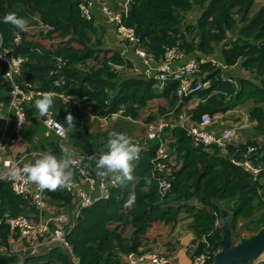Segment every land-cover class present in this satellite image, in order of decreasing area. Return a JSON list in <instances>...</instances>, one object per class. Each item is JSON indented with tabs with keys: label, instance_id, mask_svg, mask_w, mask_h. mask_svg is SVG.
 Instances as JSON below:
<instances>
[{
	"label": "trees",
	"instance_id": "16d2710c",
	"mask_svg": "<svg viewBox=\"0 0 264 264\" xmlns=\"http://www.w3.org/2000/svg\"><path fill=\"white\" fill-rule=\"evenodd\" d=\"M129 1L130 9L122 12V23L134 28L138 46L156 61L159 62L168 47L178 46L186 55H210L216 45L223 43L222 62L248 72L249 76L204 62L201 68L210 85L196 95L183 97L180 102L176 95L179 79H168L160 89L154 77L121 74L119 66L133 68L134 64L121 51L103 46L102 40H92L90 33L96 31L94 20L82 15L79 0H0L1 48L9 49L12 56L24 58L22 78L39 84L41 90H59L56 74L52 73L59 69L57 57L60 56L67 60L61 67L66 89L78 96H87L82 101L83 108L91 112L56 99L59 104L55 112L57 119L64 123L71 113L77 130L72 134L68 132L65 140L52 132L55 137L46 141L49 136L44 135L39 126L46 127L37 119L40 116L34 101L29 103L28 115L35 116L28 121L32 124L26 126L23 134L30 139L39 137L35 148L57 157L67 146L76 150L77 157L88 153L92 156L83 161V167L99 180L95 161L106 152L101 147H105L110 132L99 134L103 141L95 146L86 138L92 120L122 112L123 119L134 123L133 120L142 118L143 109L152 101L158 108L152 109L142 120L141 128L144 126L145 131L146 124L170 112L185 110L198 122L204 113L215 117L245 104L249 105L247 114L253 123V137L228 144L226 149L216 145L205 148L195 146L187 130L177 125L166 127L156 139H149L146 132L142 137L133 138L141 148L140 159L135 162L134 181L126 187H114L111 178H107V196H100L97 183L92 191L96 190L97 199L80 209L72 227L66 230V242L78 264H121L128 254L144 248L145 237L158 224L173 228L189 217L193 218L189 224L195 234L193 242L199 243L196 250L191 249V258L208 250L215 254L220 249L218 241L223 234L222 202H226L224 207L232 216L234 242L264 226V4L251 16L256 0ZM196 7L202 9L197 22H185L184 14ZM9 12L31 20L36 16L39 25L54 28L42 29L38 35L33 31H20L2 22ZM16 33L21 35L19 43L14 42ZM88 60L96 64L88 66ZM7 69V62L0 58V104L5 107L11 100V84L5 78ZM194 96L201 101L189 108ZM118 121L115 124L119 132ZM163 143L174 156V164L159 158L158 151ZM250 147L256 149L248 153ZM247 154L254 166L261 167L257 176L238 163L243 162ZM158 161L172 168L166 173L170 188L164 194L160 192L162 174L158 172ZM73 171L74 178L82 180L79 172ZM146 177L151 179L150 185ZM85 182V188H89ZM130 196H134L135 201L128 207L126 201ZM46 197L50 203L69 210L78 202L77 193L67 189L46 191ZM35 213L37 209L31 199L22 198L9 182L0 180V244L8 247L12 237L18 238V232L6 223V214L10 217L33 214L31 217L35 218ZM240 221L248 234H237ZM150 247L145 249L155 250ZM213 257L206 264H212ZM259 257L249 264H264V258ZM74 261L62 246L53 243L37 254L0 252V264H74Z\"/></svg>",
	"mask_w": 264,
	"mask_h": 264
},
{
	"label": "built area",
	"instance_id": "2783aa9c",
	"mask_svg": "<svg viewBox=\"0 0 264 264\" xmlns=\"http://www.w3.org/2000/svg\"><path fill=\"white\" fill-rule=\"evenodd\" d=\"M100 1L101 0H79L82 15L88 20H91L93 18L92 4ZM103 12L108 14L116 22V31L120 39L124 42H129V44L133 45L135 52L137 51L140 57L146 58L149 54L138 46V37L134 28L122 23V15L119 12H114L107 6L103 7ZM53 28V26L45 27L46 30H51ZM20 41L21 35L16 33L14 42L19 43ZM1 46L2 44L0 43V58L6 61L8 65L5 78L9 80L11 84V100L6 107L7 111L4 114L0 113V180L9 182L15 193L22 196V198L31 199L37 209V213L34 214L35 220L30 218L31 216L24 214L16 217H10L8 214L5 215L6 223L9 224L10 229L18 232V238H16V240L19 242L27 241L29 244L20 250H16L10 245L6 247L0 244V252L9 251L12 253L24 251L28 254H37L42 250V245L46 248L56 241L68 244L65 239L66 230L72 227V225L69 223L70 216L67 212H61L53 218H47V190L41 191L37 185L28 182L27 177L23 174L14 178L8 175L13 168H22L25 164L21 162L16 148L17 145L23 141V131L30 120L26 108L29 103L40 98L42 93L49 92L64 103L68 105H77L82 110H85L82 101L84 102L87 96H78L66 89V79L61 70L63 64L66 65V59L60 56L57 57L59 69L53 70L52 73L56 74L55 76L57 79L55 83L60 89L46 91L41 90L39 84L22 78L21 70L24 58L21 56H12L9 49H2ZM183 55H185L184 51L178 46L166 48L164 56L159 60L156 74L153 76L158 81L161 89L168 79H179L180 85L177 88L176 95L180 98V102L183 97L196 95L199 91L210 85V81L205 79L201 65L204 62H212L216 65V62L213 60L202 59L201 56V58H199V54L198 56L195 55V57L190 58L185 63L179 64ZM0 107L2 108L5 106L1 103ZM189 108H191L190 105ZM233 111L234 110H232L230 114H232ZM51 113L52 114L48 117L40 116L39 118L49 130L60 135L57 122H61L54 117L53 110H51ZM121 114L122 112H118L113 114L112 117L117 115L120 116ZM221 115L213 117L209 113H204L201 119L196 122L191 119V115L185 110L179 113L170 112L169 114L159 116L156 121L146 124L147 136L149 139H156L161 136L166 127L180 125L187 130L195 146L209 147L216 145L226 149L228 144L237 143L240 139L238 138L236 130L229 125L220 129L213 127L214 119L221 117ZM164 144L166 143H163L158 151L159 158H165L168 162H171L169 155L163 152ZM255 149V147H250L248 153L253 152ZM32 153L35 157H41L44 154L42 151H34ZM91 156L92 155L88 153L80 154L77 158H80L82 162L79 167L75 168V170L79 172L80 178L84 182H88L89 188L80 186L76 181H73L71 187L67 188L69 191H75L78 195L79 203L75 213L76 216L80 209L91 205L97 199V197H93L92 194L97 183L101 190L100 196H107L108 194L107 178L99 177L98 180L96 177L90 175L89 170L83 167V161L88 160ZM249 156L250 155L247 154V158L243 162L238 163L257 176L261 171V167L254 166ZM157 167L159 174H162L160 177V192L164 194L170 188V182L166 173L168 174L172 168H170V165L166 162L161 161L157 162ZM1 221L2 219L0 218V222ZM50 223H58L61 224L62 227L54 229L51 239L46 241L47 237H44V235L48 233ZM39 236L40 238H38ZM198 245V242H192V251L196 250ZM4 249L5 251H3ZM213 255L214 252L208 250L199 255L196 254L192 262L193 264H206L207 260ZM121 264H171V257L161 251L143 249L139 252L128 254L125 262L123 261Z\"/></svg>",
	"mask_w": 264,
	"mask_h": 264
},
{
	"label": "crops",
	"instance_id": "0c3cea01",
	"mask_svg": "<svg viewBox=\"0 0 264 264\" xmlns=\"http://www.w3.org/2000/svg\"><path fill=\"white\" fill-rule=\"evenodd\" d=\"M255 3L258 5L257 8L254 7ZM255 3H254V5L250 11L251 16H253L255 14V12L260 8V6L262 4H264V0H256ZM104 6L109 7L114 12H119L120 14H122V12L128 11L130 9V1L129 0H101L100 2H94L92 4V12H93V16H94V18H93L94 26L96 27V31L90 33L92 40L93 41L102 40L103 46L115 48V49L121 51L124 55H126L129 58V60L134 64V67L129 68V69L133 70L134 72H128L125 77L139 76V75H142L146 78L153 77L156 74V70H157V66H158L159 62L156 61L151 55H148L146 58L140 57L138 54H136V52L133 48V45H130L127 42H124L120 39L119 35L116 32V22L108 14L103 12ZM201 11H202L201 8L196 7L193 10L186 12L184 14L185 22L196 23L199 16L202 13ZM195 13L197 15V18H195L193 16V14H195ZM189 14H190V16H188ZM35 18H37V17L36 16L33 17L32 20L26 19L28 21V24H29L28 31H31V29H35L36 31H40L42 29H45V27L43 25L38 24V18H37V22L34 21ZM35 37L37 38V36H35ZM222 47H223V43H219L218 45H216V48L212 54L201 55V53H199V57L201 56L202 59L213 60L216 62L217 66H220V67H223V68H226V69H229L230 71H232L235 66L228 67L220 59L222 56V54H221ZM193 57H195V55H186L185 54V55H183L179 64H183L187 60H189L190 58H193ZM95 64H96V62L94 60H88V62L86 63V65H88V66L95 65ZM175 65H177V64H175ZM83 66H84V64L82 65V67ZM121 68L126 69V67L119 66L118 70L121 71ZM159 88H160V86H159ZM200 101L201 100L198 97L194 96L191 99V101L189 102V105L191 108H193L197 104H199ZM148 107H146V108H148ZM146 108H144V109H146ZM144 109H143V111H144ZM230 113L231 112H225V113H222L221 117H219L217 119L215 118L213 127L220 129V128H223L227 125H233L230 121V118H232V116H230L232 114H230ZM32 116H35V115L30 116L29 122L32 121V119H31ZM247 116H248V114L246 113L244 119L242 121H240L242 124H243L244 120L247 119L246 118ZM120 117H124V116L117 115V121H118V119H120ZM37 119L39 122H41L40 118H37ZM105 119L106 118H99L98 120H100L102 122V124H105V122H104ZM133 122L137 123L136 120H133ZM92 123H93V121L91 122V124ZM31 124L32 123H29L28 125H31ZM242 124H241V126H242ZM250 124H251V128H252L253 123L250 122ZM43 126H45V125H43ZM116 126L117 125L115 124L113 129L106 130L103 133H105V132L111 133L113 131L118 132L116 129ZM91 127H90V131H91ZM39 129H42L44 131V135H46L47 132H50V130L47 127L44 128L42 126H39ZM236 129H237V127H235V130ZM252 130H253V128H252ZM91 133H92V131H91ZM247 136L253 137V133H251L250 135H247ZM38 138H39L38 136H35L33 139H30L24 135L23 142L26 145L27 151H24L23 149H20V151H18V154L20 156V160L22 163H34L36 159L40 158V157H35L32 153V152L39 149V148H35V146H34V144H36V142L38 141ZM245 138H247V137H245ZM245 138L240 139L239 141H244V140H246ZM39 150L42 152H45L41 149H39ZM73 181L80 183V185L85 188L86 182H84L83 180H78V179L74 178ZM95 195H96V190H95V192H93V197H95ZM78 203L79 202H77L75 204L74 208L72 207L71 210H69V209H66L64 206H60L58 204L48 202L47 208H46V213L58 215L61 212H67V213H69V216H70V222L69 223H71V225H72L74 222V219L76 217L75 213H76V210L78 209ZM28 215L31 216L33 214H28ZM192 220H193V218L189 217L187 219L180 221L176 227H173L174 230H172V228H168L169 232L167 234H165L164 237H163V235H161L160 236L161 238H159V236L155 235L150 241H146L144 248H146L147 246H151L150 248L161 251V248L164 246V250H162L161 252H166L167 254L171 255L172 264H192L190 247H191V243L195 239L194 232L189 228V224L192 222ZM53 224H55L57 227H62L61 224H58V223H53ZM161 224H162V229H164V228L166 229V227L168 226L164 223H161ZM56 228L54 227V229H56ZM46 235L47 234H45L44 237H46ZM150 235H151V232L148 236H150ZM183 235H187V238H186V240L183 244V248H182V236ZM39 238H40V236H39ZM9 244L14 249L20 250V249L24 248L26 245H28L29 242H27V241L19 242L15 238L12 237ZM178 245H180L181 247H179ZM41 248L43 249L44 246L42 245ZM3 251H5V249ZM181 252L186 253V254H182ZM261 259H263V258H261Z\"/></svg>",
	"mask_w": 264,
	"mask_h": 264
},
{
	"label": "clouds",
	"instance_id": "9594fccd",
	"mask_svg": "<svg viewBox=\"0 0 264 264\" xmlns=\"http://www.w3.org/2000/svg\"><path fill=\"white\" fill-rule=\"evenodd\" d=\"M2 22L11 24L20 31H27L29 27L28 21L24 17L18 16L15 12L5 14L2 18ZM56 99L58 98H55V96L49 92L42 93L40 98L35 99L34 106L35 109L38 110L39 116H50L52 114L51 110H54L52 108L54 107ZM57 126L59 134L65 137L68 132H75L77 130L75 118L71 113H68L64 123L57 122ZM106 148L107 151L103 152L95 161L97 176L111 178L114 187H126L129 182L135 179L133 174L135 162L140 159L139 154L141 148L138 144L133 142L130 136L123 132L116 131L109 133L106 141ZM43 153L44 154L36 159L34 163H25L22 168H13L8 175L14 178L23 174L27 177L28 182L37 185L41 191L47 190L55 192L70 188L74 180L73 170L79 167L82 162L80 158H77L76 152L71 148L65 147L62 149V154L59 157L50 152ZM146 183L150 185L151 179L146 177ZM134 201L135 197L130 196L128 201H126V206L131 207ZM143 249L145 248L139 251ZM167 255L171 257L170 254ZM191 259L193 260V258Z\"/></svg>",
	"mask_w": 264,
	"mask_h": 264
},
{
	"label": "rangeland",
	"instance_id": "374dc122",
	"mask_svg": "<svg viewBox=\"0 0 264 264\" xmlns=\"http://www.w3.org/2000/svg\"><path fill=\"white\" fill-rule=\"evenodd\" d=\"M255 8H257L258 7V5L255 3V6H254ZM93 13V12H92ZM188 16H190V14L188 15ZM193 16L195 17V18H197V15H196V13L195 14H193ZM93 18H94V16H93ZM31 31H33L36 35H38L39 34V31H36L35 29H31ZM41 31V30H40ZM109 48H111V47H109ZM112 49H115V48H112ZM136 54H137V51H136ZM128 72H134L133 70H130L129 68H121V74L123 75V76H126V74L128 73ZM233 72H235V73H240L241 75H243V76H249V73L248 72H245V71H243V70H239V68L238 67H235V68H233ZM35 101V100H34ZM57 102V101H56ZM55 102V104L54 105H56V106H54L52 109H54L53 110V112H54V117H56V113L55 112H57V107H59V104H57ZM159 104V103H158ZM248 106L249 105H239V106H237L235 109H234V111L232 112V115H230V116H232V118H230V121H231V123L233 124V125H229V126H231L232 128H234L235 129V127H237V129H236V133H237V135H238V138L239 139H244L245 137H247V135H249V134H251L252 132H253V130H252V128H251V124H250V121H249V119H248V116L246 117L247 119H245L244 120V122H243V124L240 122V121H242L243 119H244V117H245V114L247 113V111H248ZM157 108H158V106H157V104L154 102V101H152L151 102V104L149 105V107L148 108H146V109H144V111L142 112V114H141V116H142V118L141 119H137L136 120V122L137 123H132V122H129V121H127V120H125V119H123L122 117H121V119H119V121H118V123H119V125H120V131L119 132H123V133H125V134H127L128 136H130L132 139L134 138V139H136V138H139V137H142L143 135H144V133L146 132L145 131V129H144V126L142 127L143 128V130H142V128H141V126H142V120L144 119V117L145 116H147L151 111H153L152 109H156L157 110ZM7 111V108L6 107H0V113L1 114H4L5 112ZM83 111H85V112H87V113H91L90 112V110H87V109H85V110H83ZM85 114V113H84ZM93 121V123L90 125V127H91V131H92V133H91V131H90V129H89V131H88V133H87V136H86V138H87V140H90L92 143H95V146H97L98 144H100L102 141H103V139L102 138H100V136H99V134H102L104 131H106V130H111V129H113L114 128V126H115V123H116V121H117V116L115 117V116H113V117H110V118H106L105 119V124H102V122L100 121V120H98V119H95V120H92ZM29 124V123H28ZM27 124V125H28ZM241 124H242V126H241ZM131 130V131H130ZM51 132V133H50ZM50 132H47V134H46V136H49V137H46L45 138V140L47 141V140H49V139H51V138H53V137H55L53 134H52V132H54V131H51L50 130ZM55 133V132H54ZM71 134H72V132H70ZM58 135V134H57ZM58 136H60V135H58ZM146 136H147V132H146ZM62 139H66V137H63V136H60ZM67 143H69V142H67ZM66 143V144H67ZM102 144V143H101ZM65 145V144H64ZM102 146H104V145H102ZM68 147V146H67ZM164 149H163V152L164 153H166V154H168L170 157H172V159H171V164H174L175 162H174V156H172V155H170V153H169V150H168V147H167V144H164ZM102 149H104V150H106L107 151V148H106V144H105V147L103 148V147H101ZM20 149H23L24 151H27V148H26V145H25V143L22 141L21 143H19L18 145H17V148H16V151L18 152V151H20ZM40 149V148H39ZM37 151V150H36ZM100 151L101 150H98V152L100 153ZM82 154V153H81ZM80 156V155H79ZM78 156V157H79ZM174 163H173V162ZM171 168V167H170ZM49 202V201H48ZM195 203H197V202H195ZM226 203V202H225ZM225 203L224 202H222L221 204H224L225 205ZM47 215V218H53L54 216H56V215H54V214H46ZM30 218H32L33 220H35L34 219V217L32 216V217H30ZM242 221H240L239 222V224H238V229H237V234H240V233H242V235H245V234H248V232L247 231H244L243 229H242ZM54 227L56 228L57 226L55 225V224H53V223H50L49 224V231H48V233H47V240L46 241H48V240H50L51 239V236H52V234H53V232H54ZM168 228H170L169 226H167L166 227V229L164 228V229H162V224L160 223V224H158V226L154 229V230H150L151 231V235L150 236H148V237H145V243H146V241H150L155 235L156 236H159V238H161L160 236L161 235H163V237H164V235L165 234H167L168 232H169V229ZM172 228V227H171ZM172 230H174L173 228H172ZM242 230H243V232H242ZM39 238V237H38ZM186 238H187V235H183L182 236V248H183V244H184V242H185V240H186ZM238 241V240H237ZM32 243H33V241H32ZM166 243V242H165ZM179 247H181L180 245H178ZM162 250H164V246L161 248V251ZM165 254H167L166 252H164ZM182 253V252H181ZM182 254H186V253H182ZM260 257H259V259H261V258H264V251H262L261 253H260V255H259ZM262 256V257H261ZM192 260V259H191ZM171 264H172V262H171ZM192 264H193V262H192Z\"/></svg>",
	"mask_w": 264,
	"mask_h": 264
},
{
	"label": "water",
	"instance_id": "95a60500",
	"mask_svg": "<svg viewBox=\"0 0 264 264\" xmlns=\"http://www.w3.org/2000/svg\"><path fill=\"white\" fill-rule=\"evenodd\" d=\"M220 208L223 234L222 238L218 241L220 249L214 254L212 264H249L252 259L264 251V226L257 232L242 237L238 242H234L231 213L224 205H221ZM53 245L62 246L74 261L73 252L68 244L56 241L53 242ZM75 261L74 264H78Z\"/></svg>",
	"mask_w": 264,
	"mask_h": 264
},
{
	"label": "bare ground",
	"instance_id": "6f19581e",
	"mask_svg": "<svg viewBox=\"0 0 264 264\" xmlns=\"http://www.w3.org/2000/svg\"><path fill=\"white\" fill-rule=\"evenodd\" d=\"M185 129V128H184Z\"/></svg>",
	"mask_w": 264,
	"mask_h": 264
}]
</instances>
